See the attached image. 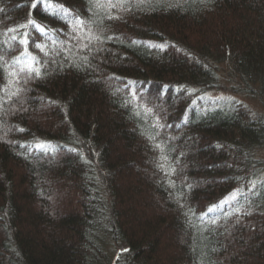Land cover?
I'll use <instances>...</instances> for the list:
<instances>
[{
  "label": "trees",
  "instance_id": "trees-1",
  "mask_svg": "<svg viewBox=\"0 0 264 264\" xmlns=\"http://www.w3.org/2000/svg\"><path fill=\"white\" fill-rule=\"evenodd\" d=\"M32 3L0 0V264H264L235 95L264 97V0Z\"/></svg>",
  "mask_w": 264,
  "mask_h": 264
},
{
  "label": "rangeland",
  "instance_id": "rangeland-1",
  "mask_svg": "<svg viewBox=\"0 0 264 264\" xmlns=\"http://www.w3.org/2000/svg\"><path fill=\"white\" fill-rule=\"evenodd\" d=\"M230 94L228 92L223 91H211L204 95V97H207V100L213 99V100H221L222 98H225L229 96ZM237 98L245 102L247 105H249L254 111L260 113L264 117V97L262 100L253 99L245 95H237L235 94ZM235 95H231L232 97ZM224 205V204H223ZM221 205V208L218 210L219 212L223 211L224 209L227 210L229 208V203L225 204L224 206ZM218 211L212 212L213 214H216ZM115 252V251H114Z\"/></svg>",
  "mask_w": 264,
  "mask_h": 264
},
{
  "label": "snow or ice",
  "instance_id": "snow-or-ice-1",
  "mask_svg": "<svg viewBox=\"0 0 264 264\" xmlns=\"http://www.w3.org/2000/svg\"><path fill=\"white\" fill-rule=\"evenodd\" d=\"M41 2V0H33V3H32V7L33 8H35V7H37V4L38 3H40ZM83 23V21H80V20H77V24L79 25V24H82ZM28 24H32V25H34L35 27H37V30L38 31H41V29H40V26H38V25H35V21L34 20H31V19H29L28 20ZM15 29H12V31H14ZM25 36H27V34H25ZM23 42H25L26 43V40L25 41H23ZM37 47H40L39 45H36ZM41 50H43V49H41ZM26 68H27V70L29 71V72H35V74L38 76L40 73H39V68H37V67H33L32 66V64H28V65H26Z\"/></svg>",
  "mask_w": 264,
  "mask_h": 264
}]
</instances>
